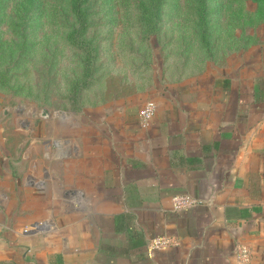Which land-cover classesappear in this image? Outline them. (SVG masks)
Instances as JSON below:
<instances>
[{
	"label": "crops",
	"instance_id": "obj_1",
	"mask_svg": "<svg viewBox=\"0 0 264 264\" xmlns=\"http://www.w3.org/2000/svg\"><path fill=\"white\" fill-rule=\"evenodd\" d=\"M121 84L47 119L0 96V264H242L239 246L264 264V43ZM160 237L178 245L149 254Z\"/></svg>",
	"mask_w": 264,
	"mask_h": 264
},
{
	"label": "rangeland",
	"instance_id": "obj_2",
	"mask_svg": "<svg viewBox=\"0 0 264 264\" xmlns=\"http://www.w3.org/2000/svg\"><path fill=\"white\" fill-rule=\"evenodd\" d=\"M263 43L264 0H0V96L9 118L81 112L124 79L224 65Z\"/></svg>",
	"mask_w": 264,
	"mask_h": 264
},
{
	"label": "built area",
	"instance_id": "obj_3",
	"mask_svg": "<svg viewBox=\"0 0 264 264\" xmlns=\"http://www.w3.org/2000/svg\"><path fill=\"white\" fill-rule=\"evenodd\" d=\"M156 110L155 103L152 101L145 102L144 106L140 110L139 113V124L140 127L146 128L149 126V122L151 121ZM170 203L172 210L175 212H179L188 208H192L197 205L196 200L191 198L190 196H174L170 198ZM178 245L177 240L174 238L160 237L151 240L148 244V252L149 254L155 251H162L169 248L176 247ZM236 257L242 264H247L250 261V253L249 251L243 247L239 246L236 248Z\"/></svg>",
	"mask_w": 264,
	"mask_h": 264
},
{
	"label": "water",
	"instance_id": "obj_4",
	"mask_svg": "<svg viewBox=\"0 0 264 264\" xmlns=\"http://www.w3.org/2000/svg\"><path fill=\"white\" fill-rule=\"evenodd\" d=\"M37 116L42 118V119H47L48 118V112H47V110L43 109L39 115H34L33 117L35 118Z\"/></svg>",
	"mask_w": 264,
	"mask_h": 264
},
{
	"label": "trees",
	"instance_id": "obj_5",
	"mask_svg": "<svg viewBox=\"0 0 264 264\" xmlns=\"http://www.w3.org/2000/svg\"><path fill=\"white\" fill-rule=\"evenodd\" d=\"M149 23H150V22H149ZM156 23H157V22H156ZM151 24H152V23H150V25H151ZM153 27H154V25H153ZM154 70H155V69H154ZM154 70H153V71H154ZM72 112H79V111H78V106H77V107H75V109H74V110H72Z\"/></svg>",
	"mask_w": 264,
	"mask_h": 264
}]
</instances>
